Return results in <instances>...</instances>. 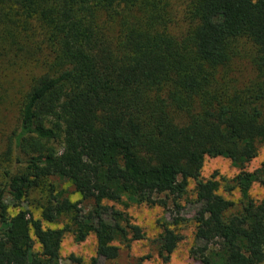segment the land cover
I'll use <instances>...</instances> for the list:
<instances>
[{"label":"trees","instance_id":"1","mask_svg":"<svg viewBox=\"0 0 264 264\" xmlns=\"http://www.w3.org/2000/svg\"><path fill=\"white\" fill-rule=\"evenodd\" d=\"M22 81L0 264H60L66 233L95 236L90 264H119L120 246L144 237L112 205L127 202L161 208L155 243L169 264L189 191L192 261L264 264V194L252 193L264 161L245 169L264 143V0H0V103ZM206 157L236 172L204 178ZM23 201L37 217L8 212Z\"/></svg>","mask_w":264,"mask_h":264},{"label":"rangeland","instance_id":"2","mask_svg":"<svg viewBox=\"0 0 264 264\" xmlns=\"http://www.w3.org/2000/svg\"><path fill=\"white\" fill-rule=\"evenodd\" d=\"M236 67L240 69L239 75L241 78H247L249 76L250 70L245 63L239 62L236 64ZM24 85L25 83L22 81L16 85V89L14 87L10 88V97L12 100L10 104L4 105L3 102L0 103V188L3 187L5 182L3 170L8 169L14 172L21 168L15 164V156L17 152L12 135L18 122V103L21 94H23L26 88ZM263 161L264 143L259 146L257 156L245 166V169L249 171L253 170ZM213 172H218L219 175L231 178L236 170L227 159L206 157L202 169V176L208 178ZM48 181L61 184L64 188L68 186L67 183L60 182L57 179H49ZM193 187L194 184L190 181L189 190H192ZM219 193L234 201H237L238 199L237 190L226 192L220 187ZM252 193L257 197H260L264 194V188L258 183H255ZM40 196H42L41 192L36 191L28 199L40 198ZM70 199L73 201L78 200L80 199V195L73 194L70 196ZM7 201L9 202L8 198ZM31 203L35 205V203ZM28 204H30V201H23L19 208H13L10 206L8 212L14 214L19 209H30L33 215L37 217L38 210L36 207H29ZM112 205L126 213L131 222L138 225L144 233L143 239L130 242L129 249L120 246L119 257L117 258L118 263L135 264L137 259H141L142 264H159L155 238L158 233L156 220L162 216L161 208L158 206H149L145 203L136 204L129 202H127V205ZM182 205V214L187 218V222L180 231L183 235V239L172 254L169 264H196L190 259L188 254V250L193 243L195 232V224L191 219L198 207V205L194 203V195L192 191H189V193L182 199ZM96 244V239L93 234L88 235L84 241L77 243L74 241L70 233H66L60 245V264H90L91 258L95 256L96 253ZM71 257H73V259H71Z\"/></svg>","mask_w":264,"mask_h":264}]
</instances>
